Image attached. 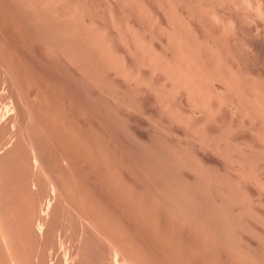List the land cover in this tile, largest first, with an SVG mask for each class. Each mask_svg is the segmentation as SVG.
Here are the masks:
<instances>
[{"label": "rangeland", "instance_id": "1", "mask_svg": "<svg viewBox=\"0 0 264 264\" xmlns=\"http://www.w3.org/2000/svg\"><path fill=\"white\" fill-rule=\"evenodd\" d=\"M164 16L0 0V264H264L261 123L166 97Z\"/></svg>", "mask_w": 264, "mask_h": 264}, {"label": "bare ground", "instance_id": "2", "mask_svg": "<svg viewBox=\"0 0 264 264\" xmlns=\"http://www.w3.org/2000/svg\"><path fill=\"white\" fill-rule=\"evenodd\" d=\"M164 15L166 97L197 102L209 115L229 103L233 113L259 119L264 140V77L241 69L243 58L264 55V0H164Z\"/></svg>", "mask_w": 264, "mask_h": 264}]
</instances>
